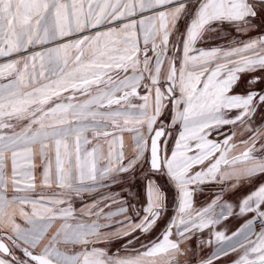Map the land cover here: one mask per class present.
<instances>
[{
    "label": "snow or ice",
    "instance_id": "1",
    "mask_svg": "<svg viewBox=\"0 0 264 264\" xmlns=\"http://www.w3.org/2000/svg\"><path fill=\"white\" fill-rule=\"evenodd\" d=\"M0 264H264V0H0Z\"/></svg>",
    "mask_w": 264,
    "mask_h": 264
},
{
    "label": "crops",
    "instance_id": "2",
    "mask_svg": "<svg viewBox=\"0 0 264 264\" xmlns=\"http://www.w3.org/2000/svg\"><path fill=\"white\" fill-rule=\"evenodd\" d=\"M201 199H202V197H201Z\"/></svg>",
    "mask_w": 264,
    "mask_h": 264
}]
</instances>
